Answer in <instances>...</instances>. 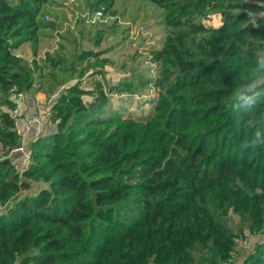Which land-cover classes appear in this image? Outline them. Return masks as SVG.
Returning a JSON list of instances; mask_svg holds the SVG:
<instances>
[{"label": "trees", "instance_id": "trees-1", "mask_svg": "<svg viewBox=\"0 0 264 264\" xmlns=\"http://www.w3.org/2000/svg\"><path fill=\"white\" fill-rule=\"evenodd\" d=\"M144 1L163 10L166 28L149 53L152 110L145 119L108 110L112 94L134 87L83 86L104 63L83 50L80 62L95 61L45 89L55 129L29 143L19 170L13 94L33 89L38 32L55 23L44 19L48 0H0V264H228L243 230L264 235V148H241L264 127V106L253 126L229 108L242 69L264 54V0ZM114 2L91 6L104 15ZM212 15L218 26L205 24ZM24 45L32 63L16 54ZM239 264H264V240Z\"/></svg>", "mask_w": 264, "mask_h": 264}, {"label": "rangeland", "instance_id": "rangeland-1", "mask_svg": "<svg viewBox=\"0 0 264 264\" xmlns=\"http://www.w3.org/2000/svg\"><path fill=\"white\" fill-rule=\"evenodd\" d=\"M92 2L93 0H48L42 6L43 14L50 17L49 21L55 23V28L47 31L40 29L38 32L40 47L35 61L42 69L41 72L35 73L37 90L46 93L44 90L49 86L57 90L61 85L76 81L79 71L87 66L88 61H95L90 57L80 62L77 54L83 50L99 52L98 59L104 60L101 64L103 67H90L82 77V85L92 88L96 78L102 79L105 85L118 81L131 83L135 94H112L108 110L123 113L125 117L145 119L153 106L150 98L156 96V88L152 84L156 76V66L150 61L149 53L152 49L161 47L166 34L163 10L149 1L115 0L111 10L104 14L102 19L91 24L87 16L95 12L91 6ZM205 24L218 26L219 15H212ZM98 30L103 32L100 42L96 43L92 38H95ZM53 31L54 37L48 36ZM17 52L18 56L32 61L29 45L22 46ZM47 56H58L62 61L54 65ZM98 71H101V75ZM52 94L46 93L42 101L47 104ZM0 109L5 107L0 106ZM18 133L21 135L20 130ZM20 147L23 149L13 151L22 152L28 158L27 149L23 147L22 142ZM40 186L42 184L33 185L31 193L36 192ZM18 197H22V194ZM237 220L238 217L233 216L234 223ZM263 240L262 232L251 234L243 230L235 238V249L228 264L241 263L254 246ZM36 252V249L29 251L30 254Z\"/></svg>", "mask_w": 264, "mask_h": 264}, {"label": "clouds", "instance_id": "clouds-1", "mask_svg": "<svg viewBox=\"0 0 264 264\" xmlns=\"http://www.w3.org/2000/svg\"><path fill=\"white\" fill-rule=\"evenodd\" d=\"M264 106V54L254 57L251 65L242 69V78L229 102V108L239 122L254 125L257 110ZM244 150L264 148V127H255L251 135L243 141Z\"/></svg>", "mask_w": 264, "mask_h": 264}, {"label": "crops", "instance_id": "crops-1", "mask_svg": "<svg viewBox=\"0 0 264 264\" xmlns=\"http://www.w3.org/2000/svg\"><path fill=\"white\" fill-rule=\"evenodd\" d=\"M47 30L53 29L46 28ZM54 31L49 33L48 36L54 37ZM37 88L38 86L34 84L33 89L24 93L22 99L17 103V129L21 131V142L25 149H28L29 143L34 138L53 132L55 129L54 124L49 119H45L40 124L30 123L31 116L43 112L46 107V102L42 101V97H45L46 93L37 90ZM21 114L23 116H20ZM10 157L19 170H22L28 162V158L24 156V153L19 151H12Z\"/></svg>", "mask_w": 264, "mask_h": 264}, {"label": "built area", "instance_id": "built-area-1", "mask_svg": "<svg viewBox=\"0 0 264 264\" xmlns=\"http://www.w3.org/2000/svg\"><path fill=\"white\" fill-rule=\"evenodd\" d=\"M87 18L89 19V23L94 24L96 20H100L103 18V12L102 10H97L94 12L93 15H88ZM45 19L46 20H51L50 17L48 15H45ZM23 97V93H17V94H13V100L18 103ZM51 98L48 99V102L50 101ZM47 102V103H48ZM18 110L17 108L15 110L12 111L13 116H17ZM49 116V108L45 107L43 112H39V113H35L31 116L30 119V123H36V124H40L42 123L45 119H48ZM16 127H17V121H15ZM22 150V147H17L13 150Z\"/></svg>", "mask_w": 264, "mask_h": 264}]
</instances>
